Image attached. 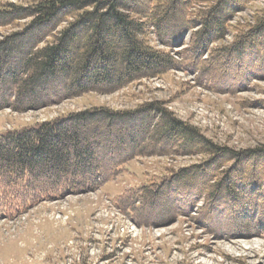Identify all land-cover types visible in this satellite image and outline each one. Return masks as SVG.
<instances>
[{"label":"trees","instance_id":"16d2710c","mask_svg":"<svg viewBox=\"0 0 264 264\" xmlns=\"http://www.w3.org/2000/svg\"><path fill=\"white\" fill-rule=\"evenodd\" d=\"M234 1L217 0L196 13L190 10L191 0L2 4L0 28L27 22L0 40V110L26 112L90 92L109 94L178 69L197 73L200 81H212L213 70H218L217 78L233 80L218 88L241 90L247 74L264 67V39L257 38L264 37V15L236 35L231 45L212 50L210 45L223 39L228 18L249 0L227 10ZM62 23L65 26L58 31ZM185 33H190L188 47L176 53L177 60L171 49ZM152 34L171 51L151 47ZM127 126L137 128L135 141L116 150L102 149L103 156L110 155L108 163L95 155L100 146L91 134ZM172 145L185 154L202 149L210 159L141 188L137 192L141 225L172 222L202 202L196 220L213 228V234L254 236L264 228V148L235 153L218 147L173 118L159 102L125 111L98 107L0 133V206L23 213L37 203L94 192L132 157L157 150L167 154ZM243 162L245 169L240 167ZM196 175L203 179L192 188ZM221 202L228 210L223 211Z\"/></svg>","mask_w":264,"mask_h":264},{"label":"rangeland","instance_id":"374dc122","mask_svg":"<svg viewBox=\"0 0 264 264\" xmlns=\"http://www.w3.org/2000/svg\"><path fill=\"white\" fill-rule=\"evenodd\" d=\"M32 1L0 0V5L27 6ZM244 1L235 0L226 8ZM216 2L191 0L190 10L196 13ZM263 15L264 0L247 1L228 18L223 39L209 48L231 45L236 35L254 27ZM26 22L0 28V40L19 31ZM64 26L65 23L60 24L57 30ZM189 38L190 33H185L180 46L172 51L160 45L153 34L148 43L158 50L171 51L180 60L176 53L188 47ZM213 71L212 81H200L197 73L178 69L161 77L141 79L109 94L90 92L26 112L3 109L0 133L98 107L125 111L159 102L173 118L218 147L235 153L264 148V67L258 73H248L245 87L233 92L228 87L218 88L224 82L232 84L233 80L217 78L218 70ZM136 129L127 126L91 134L92 141L100 146L95 155L108 163L110 155L103 156L101 150L105 147L116 150L135 141ZM183 150L172 145L167 154L165 150L164 153L157 150L152 155L134 156L118 166L115 177L94 192L37 203L23 213L0 206V264H264V228L254 236L221 231L213 234V228H206L196 220L202 202L189 215L172 222L141 225L137 212V192L141 188L210 159L202 149H195L192 154ZM247 166L243 162L240 167ZM194 179L197 183L192 188L201 183L203 176L196 175ZM221 208L228 210L224 202Z\"/></svg>","mask_w":264,"mask_h":264},{"label":"bare ground","instance_id":"6f19581e","mask_svg":"<svg viewBox=\"0 0 264 264\" xmlns=\"http://www.w3.org/2000/svg\"><path fill=\"white\" fill-rule=\"evenodd\" d=\"M178 46H180V45H178ZM125 125V124H124Z\"/></svg>","mask_w":264,"mask_h":264}]
</instances>
